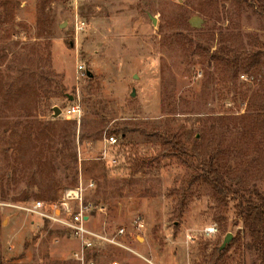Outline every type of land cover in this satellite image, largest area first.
I'll list each match as a JSON object with an SVG mask.
<instances>
[{
  "label": "rangeland",
  "instance_id": "1",
  "mask_svg": "<svg viewBox=\"0 0 264 264\" xmlns=\"http://www.w3.org/2000/svg\"><path fill=\"white\" fill-rule=\"evenodd\" d=\"M192 3L0 0V264H77L71 253L78 245L69 231L21 206L57 200L81 178L85 184L96 183L88 188L86 199L106 206L93 214L90 225L110 231L126 227L129 245L157 264H208L228 233L233 237L220 264H260L246 247L249 237L238 219L236 201L214 196L201 182L189 186L191 164L161 155L168 144L153 130L178 132L190 146L209 116L241 115L251 92H263L259 75L242 70L236 76L219 73L199 53L188 64L182 52L161 46L160 25L171 31L164 19ZM225 5L230 7L229 2ZM77 18L86 22L81 31L76 29ZM231 19L214 24L194 12L191 33L215 35L209 40L212 50L220 33H240L245 42L252 37L264 41V16L259 12L248 8ZM80 64L85 71L78 72ZM164 81L170 84L166 94L172 95L162 103ZM11 91L10 98L18 101L7 98ZM74 100L82 104L81 118L54 116L55 106L65 108ZM66 121L76 122V135L69 134L71 145H64L58 135L71 133ZM38 122L46 127L43 136L36 129ZM235 122L230 119L220 128L233 142L240 140ZM82 123L97 125L102 137L80 141ZM115 128L118 133H111ZM109 135L118 138L116 145L107 147L109 156L117 159L114 164L101 159ZM69 146L77 153L76 162L68 159ZM48 157L55 161L54 171L44 165ZM137 158L155 161L134 172ZM231 159L233 166L236 157ZM250 163L242 164V173L255 170ZM50 181L57 184L56 198H35L39 186ZM256 185L264 191V178ZM139 215L145 221L142 229L135 224ZM212 224L217 232L205 235L204 228ZM114 258L120 264H148L115 247L97 255L98 264Z\"/></svg>",
  "mask_w": 264,
  "mask_h": 264
},
{
  "label": "trees",
  "instance_id": "2",
  "mask_svg": "<svg viewBox=\"0 0 264 264\" xmlns=\"http://www.w3.org/2000/svg\"><path fill=\"white\" fill-rule=\"evenodd\" d=\"M229 2L230 7H226ZM6 6V2L1 3ZM181 11L169 15L167 19L170 33L160 25L163 33L161 37V46L166 49H174L182 52L183 60L190 64L192 55L199 53L200 57L205 61L214 64V68L219 73H232L237 75L239 70L247 74H256L260 76V83L263 92L252 91L247 97L246 112L241 115H231L229 117H213L209 116L203 122L200 130V137H195L193 142L188 146L178 132H159L155 128V133L160 139L168 144L162 151L161 155H174L182 157L189 162L193 168V172L188 180V185L192 186L196 182H201L210 192L220 198H232L236 201V213L244 226L249 240L246 243L248 250L253 251L258 258L260 264H264V191H261L256 182L264 178V41L257 37H252L245 42L240 33H220L217 35L218 43L216 48L212 50L213 45L209 44L210 39H214L215 35L205 38L199 33L192 34L190 18L194 12L203 17L213 20L214 24L228 20L232 23L233 15L238 12L242 13L245 9H252L264 16V0H193L190 8L182 6ZM3 13H0V18ZM165 17V15H164ZM212 76L208 79L211 82ZM169 81H164V89L162 92V103L172 94H166V88ZM206 88V87H205ZM12 92V91H11ZM7 92V98L18 101V99L10 98L13 92ZM167 95V96H166ZM20 97V94H19ZM165 111V105L162 107ZM230 119L236 120L235 129H240V140L233 142L222 132L221 124L227 125ZM71 125V133L69 130L61 131L64 145H71L69 134L76 135L74 129L76 122L66 121ZM57 126L62 125L56 123ZM36 127L38 133L43 136L46 134V127L43 123L38 122ZM63 126H59L61 129ZM119 128H115L111 133H118ZM146 129H144L145 131ZM125 134V132H123ZM102 135L97 125L87 127L82 123L79 140L84 141L85 138L94 141ZM37 138V135L35 136ZM54 137H52L53 139ZM242 138V139H241ZM27 139L32 147L33 138L31 133L27 135ZM69 139V141L67 140ZM75 139L73 138V141ZM63 147V145L61 146ZM68 152L70 162L77 161V153L73 147ZM236 157L234 165H231V158ZM252 158L249 160V157ZM39 161L41 156H38ZM155 158L143 159L137 158L133 162V171L137 172L142 167L151 166ZM255 170L247 169L242 173V164L246 162ZM44 165L51 170H55V161L48 157L44 159ZM247 166V165H246ZM247 173V174H246ZM57 184L50 181L48 184L40 185L39 191L34 194L35 198L54 199L57 195ZM185 191L182 193L184 194ZM28 194L24 197L28 198ZM23 197V198H24ZM185 197V196H184ZM184 197L181 199L180 205L184 204ZM180 206V213L182 211ZM1 226V216H0ZM216 247L211 253L208 264H220L228 247L221 249Z\"/></svg>",
  "mask_w": 264,
  "mask_h": 264
},
{
  "label": "built area",
  "instance_id": "3",
  "mask_svg": "<svg viewBox=\"0 0 264 264\" xmlns=\"http://www.w3.org/2000/svg\"><path fill=\"white\" fill-rule=\"evenodd\" d=\"M75 25L77 31H81L85 28L86 22L77 18ZM85 70L84 65H78V72ZM198 75L201 76V74ZM61 115L67 118H81V102L74 100L65 108H61ZM117 143V136L109 135L105 137V150L102 152V160L105 159L111 164L117 163V159L111 158L107 152V147L114 146ZM95 185V181L91 180L88 184H85L81 178L76 186L65 189L59 199L49 202L36 200L31 205L21 206V208L43 219L51 220L68 230L78 245L71 253V258L77 264H98L97 255L109 247L130 251L144 259L148 264H157L129 245L127 241L129 233L126 227L120 226L110 231L109 229H98L90 225L93 214L105 211L106 207L103 203L86 199L88 188H94ZM135 224L137 229L144 228V218L140 215L137 216ZM216 232L217 226L215 224L204 228V233L207 236ZM188 236L191 240L193 239V236ZM109 264H120V262L114 258Z\"/></svg>",
  "mask_w": 264,
  "mask_h": 264
},
{
  "label": "water",
  "instance_id": "4",
  "mask_svg": "<svg viewBox=\"0 0 264 264\" xmlns=\"http://www.w3.org/2000/svg\"><path fill=\"white\" fill-rule=\"evenodd\" d=\"M152 19H153L154 23H156V18L155 17H152ZM132 95H135V91L132 92ZM53 111H54V116L55 117L61 114V108L58 107V106H55L53 108ZM232 237H233L232 233H228L226 235V237H225V239H224V241H223V243H222V245H221L220 248L221 249H224L226 247L227 243L230 242V240L232 239Z\"/></svg>",
  "mask_w": 264,
  "mask_h": 264
}]
</instances>
